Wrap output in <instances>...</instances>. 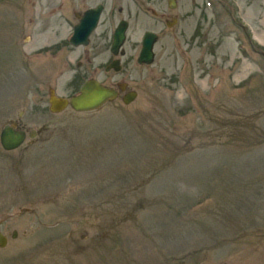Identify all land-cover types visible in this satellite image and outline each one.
Wrapping results in <instances>:
<instances>
[{"label": "rangeland", "instance_id": "1", "mask_svg": "<svg viewBox=\"0 0 264 264\" xmlns=\"http://www.w3.org/2000/svg\"><path fill=\"white\" fill-rule=\"evenodd\" d=\"M177 1L169 27L105 0L86 62L67 43L86 6L0 0V129L37 131L0 146V264H264V0ZM112 13L129 22L119 73L102 67ZM144 30L161 36L136 67ZM90 77L136 98L49 111V88Z\"/></svg>", "mask_w": 264, "mask_h": 264}, {"label": "water", "instance_id": "2", "mask_svg": "<svg viewBox=\"0 0 264 264\" xmlns=\"http://www.w3.org/2000/svg\"><path fill=\"white\" fill-rule=\"evenodd\" d=\"M101 6L89 9L80 19L79 23L75 25L73 34L70 37V42L73 45L86 44L88 37L92 30L96 27L100 13ZM171 25V24H169ZM127 28V22L122 20L118 23L114 35L111 51L116 55L117 49L122 45L125 39V31ZM154 33L146 32L143 39V47L138 57L139 63L151 64L154 60L153 45L155 42ZM115 71L120 69L118 60L112 63L111 67ZM109 70V69H108ZM120 90H124V85L120 84ZM136 91H127L122 97L124 104H130L136 98ZM118 96V90L101 84L97 79L90 78L83 82L80 86L78 93L71 95L69 98L58 95L53 88L48 90V103L49 111L51 113H60L66 108H71L76 112H90L99 109L105 103L115 100ZM37 131L31 129L26 132L23 129L17 128V126L10 122L4 124L0 129V146L5 151H11L19 148L25 141L26 137L34 138ZM16 231H13L11 238H15ZM7 237L0 233V248L6 246Z\"/></svg>", "mask_w": 264, "mask_h": 264}, {"label": "flooded vegetation", "instance_id": "3", "mask_svg": "<svg viewBox=\"0 0 264 264\" xmlns=\"http://www.w3.org/2000/svg\"><path fill=\"white\" fill-rule=\"evenodd\" d=\"M77 1L80 2L79 5L81 7H83V6H86V7H83L81 11H76V10H72L71 9V15H73V17H75L77 19V23L73 24V26H72L71 34H72L73 30H74L75 25H77L79 23L80 19L83 17V15H84V13L86 11H88L89 9H92V8H96L97 6H101L102 7V9H101L102 12L100 14V18H99L98 24H97L96 28L90 33V35L88 37V40H87V43L86 44L73 45L69 41V38H68V42H67L69 44V46H71L74 49L82 48V53H83L82 56L86 60V62H89L91 60H94L95 56H93V57L87 56L85 48L90 44L91 36L96 31L97 27L99 26L102 13L104 11V8H106V3H105V0H101V1L96 2L93 5L87 6V5H85L88 2L87 0H77ZM178 5H180V4H178L177 0H132V21L137 17V13L138 12L139 13L151 12L153 14V16L155 18H157V20H156L157 23L164 24L165 26H169V24L173 25V23L177 22V18L175 16H172L168 12H170L169 10L174 9ZM116 11H117V14L122 13L123 7L119 4L117 6V10ZM114 20H115V14L112 13V15L109 16V18H108V21H109L110 24H108L107 26H105L101 30V32H100L101 36L99 37L101 39V41H100L101 44H103V45L107 44L106 47H105V50H108V53L111 56V58L108 59L105 62L104 65H102V67L105 70V72H111V71L115 72L112 69H110V67H111L112 63L116 62V60H118L120 62V66H121L120 70H121L122 67L124 66L123 65L124 61L122 59L128 53V50L126 48L127 36L125 37L124 42L122 43V45L117 49V51H118L117 55H115L111 51L112 39H113V35H114V32H115L116 26H117V24L120 21L126 20V19L124 17L120 16L116 23H113ZM126 22H127V28H126V33H127V30H128V27H129V22L127 20H126ZM160 29L161 28H159L158 30H160ZM148 31L154 33V38H155L156 42L158 41V39H160V36H161L160 33H157V32H155L153 30H144L141 33L139 39L132 43V48H131V50H132L131 51L132 58L131 59L134 62L133 66L140 67V66H144L145 65V64H141V63L138 62V56H139V54L141 52V49L143 47L144 34L146 32H148ZM76 65H77V68L81 67V62L77 61ZM99 66H100L99 64H95L93 66L94 72H96L99 68H102V67H99ZM120 70L118 72H116V73H119ZM120 83H122V81H119V82L116 83V85H111V86L117 88V86ZM126 90H129L127 88V84H126ZM123 95H124V92H119L118 98L119 97L122 98Z\"/></svg>", "mask_w": 264, "mask_h": 264}]
</instances>
